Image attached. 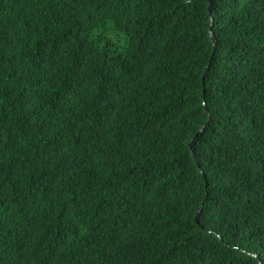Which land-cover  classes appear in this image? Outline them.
<instances>
[{"label": "trees", "instance_id": "obj_1", "mask_svg": "<svg viewBox=\"0 0 264 264\" xmlns=\"http://www.w3.org/2000/svg\"><path fill=\"white\" fill-rule=\"evenodd\" d=\"M125 1L0 0V264H264V0Z\"/></svg>", "mask_w": 264, "mask_h": 264}, {"label": "clouds", "instance_id": "obj_2", "mask_svg": "<svg viewBox=\"0 0 264 264\" xmlns=\"http://www.w3.org/2000/svg\"><path fill=\"white\" fill-rule=\"evenodd\" d=\"M134 1H137V0H126L125 1V5L126 4H131L133 3ZM131 2V3H130ZM119 10H123V8H119ZM168 12V11H167ZM121 20L122 21H125V20H128L129 22V25L131 26L130 27V31L126 32L124 35H121V36H118V37H115L114 41L112 42L113 44H117L118 46L122 47L123 48V43L124 41L126 40V38H129V37H136L138 36L139 34V31L136 27V22H135V16L134 15H131V16H128V17H121ZM151 37L145 33H143V38H142V46L148 44L150 41H151ZM214 47L216 48V44H214ZM113 59H114V64L116 65H121V64H133V65H144L142 63V61L137 58V57H134V56H131L130 58L123 55L122 53H119L117 55H113L112 56ZM208 68L209 66L207 67L206 71H205V74L207 73L208 71ZM192 141V140H191Z\"/></svg>", "mask_w": 264, "mask_h": 264}, {"label": "water", "instance_id": "obj_3", "mask_svg": "<svg viewBox=\"0 0 264 264\" xmlns=\"http://www.w3.org/2000/svg\"><path fill=\"white\" fill-rule=\"evenodd\" d=\"M210 33L212 35V25H211ZM202 130H203V128L197 133V135L195 136V138L202 132ZM192 141H193V139H192ZM196 220L199 222V213L196 216Z\"/></svg>", "mask_w": 264, "mask_h": 264}]
</instances>
